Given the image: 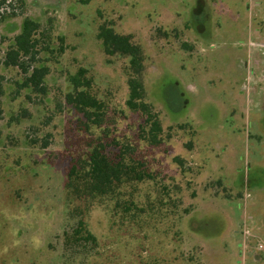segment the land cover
<instances>
[{"label": "rangeland", "instance_id": "1", "mask_svg": "<svg viewBox=\"0 0 264 264\" xmlns=\"http://www.w3.org/2000/svg\"><path fill=\"white\" fill-rule=\"evenodd\" d=\"M24 1L0 24V264H264V45L228 32L255 0ZM26 18L37 55L21 61L48 69L43 92L6 62ZM106 23L144 50L159 144L127 105L130 59L98 39ZM81 68L101 126L66 101ZM100 141L111 158L130 146V167L153 179L70 187Z\"/></svg>", "mask_w": 264, "mask_h": 264}, {"label": "trees", "instance_id": "2", "mask_svg": "<svg viewBox=\"0 0 264 264\" xmlns=\"http://www.w3.org/2000/svg\"><path fill=\"white\" fill-rule=\"evenodd\" d=\"M11 2L8 3V0L0 1V12H2L0 14V24L4 19L13 18L19 14H16L14 4ZM18 3L26 4L24 0H18ZM4 8H6L5 11L7 9L8 11L5 12ZM39 29L40 24L26 18L22 32L16 37L15 45L10 48L6 55V62L8 65L21 68L26 74L30 73L26 78L25 84L32 87L36 92H43L45 90L43 87L44 79L48 74V69L46 67L27 66L25 62L21 61L23 57L25 58L29 55H31L32 60H35L38 46L36 33ZM98 39L102 42L107 56H122L130 59L128 68L129 99L127 105L132 111L140 112L145 116V126L141 127L142 132H149L152 144H159L158 135L163 132V128L160 113L156 112L147 100V90L143 81L146 61L143 48L134 43L132 36L117 33L110 23L100 27ZM86 74L87 70L81 68L77 74L69 77L74 91L66 95V101L82 113L87 122L101 126L104 121L101 113L103 105L89 93L91 81ZM101 141L95 145L86 159H81L79 163L72 166L68 174L70 187L75 183L76 179H81L90 193L107 195L112 193L116 186L124 180L142 182L145 179H153L149 172L130 167L127 162V154H130L128 147L130 146H123V149H119L120 155L111 158L106 153L105 145ZM115 145H120V143L115 142ZM136 164L139 165L138 163ZM82 224L81 226L83 227ZM79 232L78 230L77 235ZM80 239L96 242L95 237L89 232L87 237Z\"/></svg>", "mask_w": 264, "mask_h": 264}, {"label": "crops", "instance_id": "3", "mask_svg": "<svg viewBox=\"0 0 264 264\" xmlns=\"http://www.w3.org/2000/svg\"><path fill=\"white\" fill-rule=\"evenodd\" d=\"M254 5L255 9L252 14L253 17L251 23L250 20H247V13L244 11L243 15L237 14L239 18L237 16V18L235 19L236 23L229 28L228 32L229 34H231L230 37L233 39L243 38L247 41H253L264 45V7H262L263 4H261L260 1L258 2L256 0L254 2ZM242 18H245L243 22H246V24L248 23L249 25H251V27L243 29V27H241L242 25L239 24L242 21ZM203 38L207 43L211 41L212 44L213 40L211 37L204 36ZM243 61H246V57L243 58Z\"/></svg>", "mask_w": 264, "mask_h": 264}]
</instances>
